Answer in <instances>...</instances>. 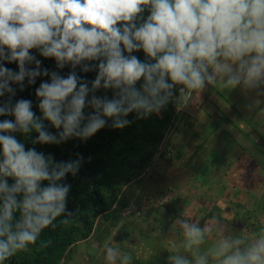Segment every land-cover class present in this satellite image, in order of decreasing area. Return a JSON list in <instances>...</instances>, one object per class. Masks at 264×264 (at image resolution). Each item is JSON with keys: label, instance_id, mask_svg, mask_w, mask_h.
I'll list each match as a JSON object with an SVG mask.
<instances>
[{"label": "clouds", "instance_id": "clouds-1", "mask_svg": "<svg viewBox=\"0 0 264 264\" xmlns=\"http://www.w3.org/2000/svg\"><path fill=\"white\" fill-rule=\"evenodd\" d=\"M33 49L73 71L65 77L41 69ZM141 50L144 61L132 55ZM78 66L97 71L90 87L76 74ZM41 76L50 79L35 91L37 116L31 100L13 103V85L23 91L25 80L32 85ZM208 86L264 95V0H0V98L7 96L0 116L14 117L0 121V264L81 214L68 210L71 185L63 181L77 175L83 157L56 161L26 149L14 133H37L34 145L87 141L109 121L124 129L129 114H159L177 88L175 102L182 106ZM100 89L112 90V98L97 96ZM86 108L92 110L87 116ZM45 121L58 132H49ZM189 216L176 220L180 238L167 264H264V225L233 234L216 217L201 226ZM117 244H105V260L131 264L132 255L119 247L130 248L129 241Z\"/></svg>", "mask_w": 264, "mask_h": 264}, {"label": "trees", "instance_id": "trees-1", "mask_svg": "<svg viewBox=\"0 0 264 264\" xmlns=\"http://www.w3.org/2000/svg\"><path fill=\"white\" fill-rule=\"evenodd\" d=\"M147 15L148 12L145 11L144 19L147 18ZM31 54L41 61V69H47L49 73L58 72L61 76L66 77L73 71L70 65H66L63 69L57 68L54 59L42 57L38 50H31ZM132 55L137 56L141 61L146 59L142 50L134 52ZM4 66L18 71V66L15 63L4 62ZM29 67H35V65ZM75 72L81 80L89 82V87L97 75L96 70L85 73L81 71L80 66L75 69ZM49 79L44 76L38 77L32 85H28L25 80L23 91L19 86L13 85L16 88L13 103L19 99L31 100L33 111L37 116H41L35 91L41 82ZM140 83L142 81L138 82L137 87L140 86ZM209 92L211 94V91ZM95 94L100 97L112 98L113 91L100 89ZM178 96L179 89L177 88L174 90L173 101H170L159 114H152L146 119H137L135 113L129 114L127 119L131 123L124 129H113L111 121H109L105 128L87 141L73 138L57 145H34L32 140L36 138L37 133L32 132L28 137L21 133H14L13 135L25 144L26 149L34 147L46 156H53L56 161H68L74 160L78 156L83 157L77 175L74 177L68 175L63 181V183L71 185L67 198L68 210L75 212L76 209H80L81 214L69 225L58 224L56 228L46 229L36 245H30L26 251L18 253L5 264H68L75 258V248L80 243L90 240H93L91 243L96 242L99 246H104L106 243L111 245L112 242L117 244L126 239L131 244L129 224L126 222L127 220L124 221L123 217L124 211L132 206L131 197H129L131 190L139 187L141 182L153 172L159 160L169 152L175 140L179 139L178 136L170 138L177 129L180 127L192 129V117L188 111L181 110L182 106L175 102V98ZM6 100L7 96L0 98V102ZM238 105L234 104L233 108L237 109ZM91 111L90 108H86L85 115H89ZM207 114L208 125L212 129V133H215L220 128L219 123L215 120L211 122L210 114ZM219 114L218 116L226 124L232 125L242 133L243 140L247 144L243 146L244 154H248L254 163L263 169V132L258 130L256 124H252L249 130H252L255 135L251 138L246 134L245 128L240 126L241 129L239 124L236 125L230 118H226L227 113L220 111ZM5 119L14 120V117L0 116V121ZM245 122L248 123V120ZM45 127L53 134L58 132L57 129L49 126L47 121H45ZM222 130L228 133L226 128ZM212 133L207 138L212 137ZM237 143L240 144L241 141L239 140ZM197 151L199 153V150ZM184 152L183 147L179 148L177 150L178 157L181 158ZM8 183L12 184L13 181L9 179ZM137 206L140 207L139 204ZM254 207L255 214L246 219L236 218V216L226 219L222 216L221 209L217 205H213L211 210H208L201 226L205 225L206 220L216 217L225 230L233 234L244 227L257 230L261 225H264V195ZM161 208L167 210L166 207L149 209V216L144 218L151 217L154 211L157 213ZM243 210L246 214L245 209ZM170 211L173 213L172 221L179 218L175 215L174 210ZM133 213H137V211L134 210ZM217 235L216 232H213L211 238H215ZM119 247L123 251H129L122 244H119ZM132 257L131 264H166L164 255H157L156 258L149 260L136 258L135 254H132Z\"/></svg>", "mask_w": 264, "mask_h": 264}, {"label": "rangeland", "instance_id": "rangeland-1", "mask_svg": "<svg viewBox=\"0 0 264 264\" xmlns=\"http://www.w3.org/2000/svg\"><path fill=\"white\" fill-rule=\"evenodd\" d=\"M213 89L217 93L220 91L218 86ZM208 91H211V86L182 105L181 110L188 111L193 119L192 129H177L170 138L178 136L179 139L175 140L165 157L159 160L153 172L129 194L132 206L124 211L123 217L131 233L128 252L135 254L136 258L149 260L164 255L167 264L168 250L180 238L177 219L172 221L173 213L170 210H174L179 218H184L186 212L190 213L189 218L200 225L213 205L221 209L226 219L234 216L246 219L255 214L254 206L264 195V168L254 165L238 145L237 141L243 139L242 134L235 128L226 127L229 130L227 135L220 129L215 133L219 136L207 138L212 133L207 112L218 119L213 112L216 107H210L206 102L210 95ZM210 97L213 100L212 94ZM236 97L238 108L232 105L226 112V118L233 120L236 125L243 124L246 134L251 138L255 135L249 130L252 124H256L264 135V117L258 116L264 104L249 108L254 98L246 96L244 100L247 101L240 102L239 96ZM231 102L236 104L234 100ZM201 107H207V112L200 111ZM243 111L255 114L253 120L248 121L249 124L241 122L246 121L242 119ZM181 147L185 152L179 158L177 150ZM160 207H166L167 210L161 208L157 213L154 211L151 217L144 218L149 216V209ZM134 210L137 213H133ZM209 221L206 220L205 224ZM92 241L80 243L75 248V258L68 264H108L104 258L105 245L99 246ZM110 246L116 247L118 244L112 242Z\"/></svg>", "mask_w": 264, "mask_h": 264}, {"label": "crops", "instance_id": "crops-1", "mask_svg": "<svg viewBox=\"0 0 264 264\" xmlns=\"http://www.w3.org/2000/svg\"><path fill=\"white\" fill-rule=\"evenodd\" d=\"M219 87V86H218ZM219 89H220V91L217 93V91H215L214 89H213V87L211 86V94L214 96V98H213V100H211V97H210V92H209V96H208V99L206 100V102L208 101V103L210 104L209 106L211 107V105L213 106H215L216 107V112L215 111H213L214 113H215V115H216V117L218 118V119H215V117L213 118L212 116H211V114L209 113V112H207L206 110H207V107L206 108H202L201 107V109H200V111H206L207 113H209L210 114V117H211V122L212 121H217L218 123H219V126H220V128H218L217 130H216V132L217 131H220V129H223V128H226V127H230V128H234L232 125H229V124H226L219 116H218V114L220 113V111H223V112H227V111H229L230 110V108H231V106L232 105H234L231 101L232 100H234L236 103L238 102L237 100H238V98L236 97V96H239V101L241 102L242 100H244V99H246V96H248V97H252V98H254L255 100H257L256 98H258V100L260 101V103L261 104H264V95H262V96H259V97H257L256 96V94L254 93V92H248V91H246V90H243L242 88H240V87H237L236 89H233V90H222L220 87H219ZM198 95H200V94H198ZM231 95H233L234 96V98H232V96ZM230 97V99H226L227 97ZM211 101V102H210ZM217 101V102H216ZM244 101H247V100H244ZM214 108V107H213ZM219 112V113H218ZM220 115V114H219ZM254 116H255V114H252V113H246V112H244L243 111V116H242V119L243 120H248V121H250V120H253V118H254ZM233 121V120H232ZM242 123H247V122H243V121H241ZM240 122V123H241ZM239 127H240V125H239ZM250 127H251V125H250ZM241 128V127H240ZM227 129V128H226ZM242 129V128H241ZM228 130V129H227ZM229 131V130H228ZM215 132V133H216ZM215 133H212V135L214 136V137H217V136H219L220 134H217V135H215ZM236 133V132H235ZM226 135H227V133H226ZM240 141H241V143L240 144H238L242 149H243V151H244V148H243V146H246L247 144L245 143V142H243V139H240ZM247 156L248 157H250L248 154H247ZM250 160H251V162L255 165V163L253 162V160H252V158L250 157L249 158Z\"/></svg>", "mask_w": 264, "mask_h": 264}]
</instances>
